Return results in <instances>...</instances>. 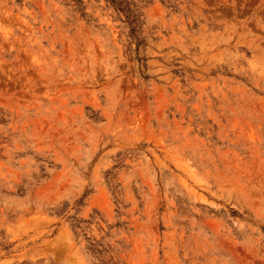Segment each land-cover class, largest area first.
<instances>
[{"label":"rangeland","instance_id":"rangeland-1","mask_svg":"<svg viewBox=\"0 0 264 264\" xmlns=\"http://www.w3.org/2000/svg\"><path fill=\"white\" fill-rule=\"evenodd\" d=\"M0 264H264V0H0Z\"/></svg>","mask_w":264,"mask_h":264}]
</instances>
